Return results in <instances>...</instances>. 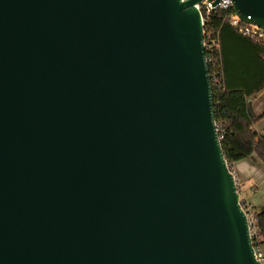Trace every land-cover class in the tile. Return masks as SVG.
Segmentation results:
<instances>
[{
	"label": "water",
	"instance_id": "water-1",
	"mask_svg": "<svg viewBox=\"0 0 264 264\" xmlns=\"http://www.w3.org/2000/svg\"><path fill=\"white\" fill-rule=\"evenodd\" d=\"M203 1L0 0V264H260ZM230 1L264 31V0Z\"/></svg>",
	"mask_w": 264,
	"mask_h": 264
},
{
	"label": "trees",
	"instance_id": "trees-1",
	"mask_svg": "<svg viewBox=\"0 0 264 264\" xmlns=\"http://www.w3.org/2000/svg\"><path fill=\"white\" fill-rule=\"evenodd\" d=\"M231 22V10L216 9L205 18L203 28L214 121L230 170L243 160L264 164V134L254 129L264 117V106L257 116L251 105V99L264 91V38L243 37ZM208 36L214 40L212 49L206 46ZM252 210L259 243L264 245V206L259 212Z\"/></svg>",
	"mask_w": 264,
	"mask_h": 264
},
{
	"label": "crops",
	"instance_id": "crops-1",
	"mask_svg": "<svg viewBox=\"0 0 264 264\" xmlns=\"http://www.w3.org/2000/svg\"><path fill=\"white\" fill-rule=\"evenodd\" d=\"M251 105L257 116L262 114L264 91L251 99ZM254 129L257 133H264V117L254 125ZM231 171L238 186L240 201L250 208L255 205L264 206V164L259 161L243 160L232 164ZM251 183L250 190L247 191L246 185L249 186Z\"/></svg>",
	"mask_w": 264,
	"mask_h": 264
},
{
	"label": "built area",
	"instance_id": "built-area-1",
	"mask_svg": "<svg viewBox=\"0 0 264 264\" xmlns=\"http://www.w3.org/2000/svg\"><path fill=\"white\" fill-rule=\"evenodd\" d=\"M231 5L232 4L230 0H219V4L215 6L214 8H211L209 2L203 1L201 4L195 5V8L200 12L201 19L204 24L205 18H207L212 11L216 9L231 10ZM231 24L234 28L237 29L238 33L243 37L250 38V39L264 38V31L258 29L255 26L242 23L240 20H238L237 17L234 16L233 13H232ZM208 38H209V41H207L206 46L209 49H212L214 40H212L210 36H208ZM242 210L247 216V221H248V226H249V236H250L251 244L254 250V257L260 264H264V252L262 250V245L259 243L257 230L255 229L253 225V210L252 208L247 207L246 205L242 207Z\"/></svg>",
	"mask_w": 264,
	"mask_h": 264
},
{
	"label": "rangeland",
	"instance_id": "rangeland-1",
	"mask_svg": "<svg viewBox=\"0 0 264 264\" xmlns=\"http://www.w3.org/2000/svg\"><path fill=\"white\" fill-rule=\"evenodd\" d=\"M264 134V133H263ZM252 185V183L249 185V186H247L246 185V190L247 191H249L250 190V186ZM244 197V194H242V198ZM263 207V205H255L254 207H253V209H254V212H259L260 211V209ZM262 250H263V252H264V245H262Z\"/></svg>",
	"mask_w": 264,
	"mask_h": 264
}]
</instances>
